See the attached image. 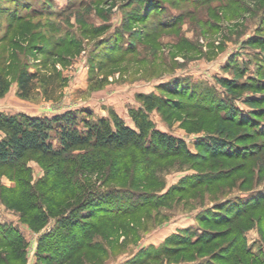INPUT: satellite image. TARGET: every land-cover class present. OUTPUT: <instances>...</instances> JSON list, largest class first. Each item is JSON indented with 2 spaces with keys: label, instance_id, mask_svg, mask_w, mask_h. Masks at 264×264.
I'll use <instances>...</instances> for the list:
<instances>
[{
  "label": "rangeland",
  "instance_id": "rangeland-1",
  "mask_svg": "<svg viewBox=\"0 0 264 264\" xmlns=\"http://www.w3.org/2000/svg\"><path fill=\"white\" fill-rule=\"evenodd\" d=\"M0 71L9 85L0 98L5 115L51 119L72 112L80 130L101 120L136 129L132 112L143 111L156 130L184 140L199 162L154 157L148 194L157 200L186 179L223 173L216 184L178 192L167 206L116 223L95 220V229L88 227L93 244L79 251L78 231L57 252L53 245L70 234L58 225L72 219L73 211L59 218L69 206L109 195L114 209L120 200L122 208L134 207L145 188L130 186L128 176L108 182L109 164L100 174L82 167L85 150L66 154L69 161L59 168L54 159L28 154L0 169V239L2 229L15 236L10 246L0 241V264H18L20 253L24 264L231 263H218L213 254L233 235L185 253H170V243L229 228L201 219L264 197V0H0ZM23 71L38 75L27 98L19 86ZM144 97L161 103L147 110ZM211 137L247 152L248 159L205 154L202 146ZM108 156L110 162L114 156ZM42 214L49 221L36 229ZM247 216L237 228L245 231L246 247L264 257V212Z\"/></svg>",
  "mask_w": 264,
  "mask_h": 264
},
{
  "label": "trees",
  "instance_id": "trees-1",
  "mask_svg": "<svg viewBox=\"0 0 264 264\" xmlns=\"http://www.w3.org/2000/svg\"><path fill=\"white\" fill-rule=\"evenodd\" d=\"M37 77V73L27 71H23L20 74L19 86L22 97H29L33 88V82ZM8 86L4 75L0 71V98L6 94ZM143 99L147 110H151L161 103L159 98L144 97ZM132 117L136 124V129L128 127L122 121H116L115 125L112 126L108 121L101 120L97 124H88L86 130H80L72 112L55 116L51 119L47 117H32L23 113L15 115L0 113V131L5 134V137L0 140V169L4 166L21 163L28 154L37 155L44 161L48 158L54 159L58 163L56 168H59V166L61 167V162L69 161L65 157L66 154L76 149H81L85 150L81 156L82 167L92 169V171L100 174L104 171V167L109 164L107 169L108 182L114 181L119 183L120 178L123 177V181H125L126 176H128L130 186L136 184L140 185L139 187L145 188L144 195L141 194V203L134 207L122 208L124 200H120L116 201L117 205H115L116 209H114L111 207L113 206L112 196L110 197L109 195L101 196L97 199L96 197L95 199L89 198L86 202L84 199L79 200L76 203H79V208L75 207V209H72L69 206L70 209L67 208L64 213L59 214V218L63 219L65 215L73 211L72 219L60 220L58 225L62 224L59 228L70 234L65 236L63 233L60 236V242L56 246V243L53 245V247H57V252L65 251L67 245L76 238L74 232L78 231L79 251L82 250L85 245L92 242H88V239L91 237V229H95V223L100 222V220L107 223H116L122 218H132L147 207L157 208L161 207V205L167 206L174 201L178 192L184 193L207 184H216L222 177L220 174L223 173H205L186 179L177 187L170 188L164 195L159 196L158 200L157 196L149 195L152 194L149 191V180L154 175L151 169L155 162L153 161L154 157L166 159L178 157L184 159L187 163L195 162V164H198L199 161L196 158L197 155L190 151L184 140L156 130L146 112L133 111ZM253 117L260 118L262 115L253 114ZM255 127L258 128V126ZM53 132L59 140L58 148H55L52 143L51 134ZM258 132L263 133V130H258ZM209 140V145L202 146L207 148L203 150L205 154L213 153V156L226 158L230 161L248 159L249 155H247V152L244 153V151L234 147L228 149L227 141H220L214 137L209 138ZM111 153L114 157L109 162L108 155ZM53 192L55 193V191ZM59 201L57 200V202ZM162 201H164V204ZM97 203L98 206L89 209L90 205ZM60 204L52 203V205L57 206H60ZM81 210H84V216H79V220L75 219L74 215ZM253 211L264 212V197L258 198V200L251 199L245 207L239 204L228 205L226 212L229 213L224 216L219 215L218 218H210V213L206 214L201 219L202 223L220 228L230 227L213 232H205L196 242L189 241L187 237H178L176 241L173 239V243L169 245L175 247H171L170 253L175 254L181 250V252L185 253L187 251H183L185 250L184 248H193L200 243L204 247H211L218 240H228L233 235V238L228 240L224 245L219 246L220 249L215 251L213 254L214 260L217 259L218 263L229 261L231 262L230 264H264V257L253 254L246 247L245 231L237 228L239 227L237 226L238 222L247 218V215ZM261 219L262 216H260L259 220L261 221ZM95 220L98 221L95 222ZM35 221V228L38 229L45 225L49 221V218L48 215H36ZM88 227L91 229H88ZM2 232L3 237L0 241L5 245H12V241L15 240L13 232L10 229H2ZM60 234L61 232H59ZM16 238V243L21 241L19 237ZM46 243L48 244V242ZM46 243L43 245L44 248L47 246ZM160 254L162 252L159 251L158 255ZM19 256L18 264H24L25 255L20 253Z\"/></svg>",
  "mask_w": 264,
  "mask_h": 264
}]
</instances>
